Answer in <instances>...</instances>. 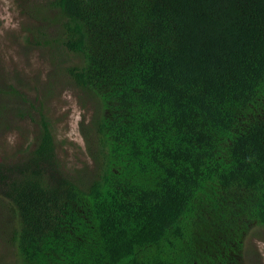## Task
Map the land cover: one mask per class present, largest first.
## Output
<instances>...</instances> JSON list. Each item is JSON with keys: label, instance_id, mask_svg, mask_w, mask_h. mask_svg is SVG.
I'll return each mask as SVG.
<instances>
[{"label": "trees", "instance_id": "1", "mask_svg": "<svg viewBox=\"0 0 264 264\" xmlns=\"http://www.w3.org/2000/svg\"><path fill=\"white\" fill-rule=\"evenodd\" d=\"M34 12L30 40L69 53L63 72L92 102L91 165L87 181L48 175L41 120L31 170L3 193L15 264H242V240L264 227V0Z\"/></svg>", "mask_w": 264, "mask_h": 264}, {"label": "rangeland", "instance_id": "2", "mask_svg": "<svg viewBox=\"0 0 264 264\" xmlns=\"http://www.w3.org/2000/svg\"><path fill=\"white\" fill-rule=\"evenodd\" d=\"M47 2L0 0V264H15L16 258L8 238L16 215L3 193L9 180L31 170L33 163L25 155L44 133L41 120L47 121L53 145L48 175L59 182L89 177L91 158L80 123L90 117L92 102L63 72L72 56L59 46L30 40L39 21L34 10ZM240 259L242 264H264V227L250 228Z\"/></svg>", "mask_w": 264, "mask_h": 264}]
</instances>
